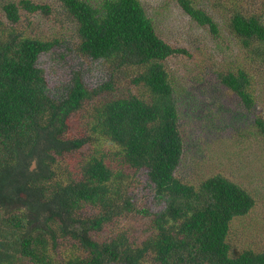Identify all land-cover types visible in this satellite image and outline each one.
<instances>
[{
	"label": "trees",
	"instance_id": "1",
	"mask_svg": "<svg viewBox=\"0 0 264 264\" xmlns=\"http://www.w3.org/2000/svg\"><path fill=\"white\" fill-rule=\"evenodd\" d=\"M177 1L221 36L200 0ZM217 1L245 59L263 71L264 2L247 13L246 0ZM57 2L74 42L29 30L51 6H2L0 264H264V252L233 255L229 239L255 197L221 174L199 184L179 174L182 104L193 93L177 92L168 62L188 51L158 34L140 0ZM256 78L246 67L218 73L249 113ZM256 126L264 135V119ZM131 215L146 227L126 222Z\"/></svg>",
	"mask_w": 264,
	"mask_h": 264
},
{
	"label": "rangeland",
	"instance_id": "2",
	"mask_svg": "<svg viewBox=\"0 0 264 264\" xmlns=\"http://www.w3.org/2000/svg\"><path fill=\"white\" fill-rule=\"evenodd\" d=\"M10 1L19 0H0V17L2 6ZM34 1L51 6L52 11L47 16L36 15L34 28L31 26L29 30L39 36L74 42L75 23L67 19L57 0ZM140 1L154 20L158 34L173 47L188 51L187 55L173 56L168 62L177 92L193 93V100L182 104L186 149L179 174L192 184L221 174L252 194L256 199L255 207L232 222L229 238L232 254L238 255L245 250L264 252V135L256 126L258 118L264 119V68L262 71L260 67H253L245 59L246 51L241 41L227 26V10L222 2H198L220 25L221 36L215 38L187 15L177 0ZM263 2L246 0L242 10L259 12ZM245 67L257 75V108L253 113L245 110L239 97L221 86L218 79L219 72H236ZM147 195L142 192L140 197L145 199ZM133 216L126 222L146 227L145 220ZM141 237L143 234L138 235L140 240Z\"/></svg>",
	"mask_w": 264,
	"mask_h": 264
}]
</instances>
